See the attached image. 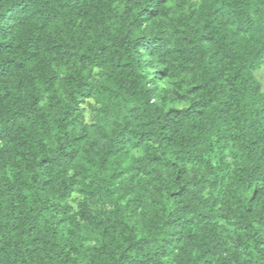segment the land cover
I'll return each instance as SVG.
<instances>
[{
    "label": "trees",
    "instance_id": "obj_1",
    "mask_svg": "<svg viewBox=\"0 0 264 264\" xmlns=\"http://www.w3.org/2000/svg\"><path fill=\"white\" fill-rule=\"evenodd\" d=\"M263 67L264 0H0V264H264Z\"/></svg>",
    "mask_w": 264,
    "mask_h": 264
},
{
    "label": "rangeland",
    "instance_id": "obj_2",
    "mask_svg": "<svg viewBox=\"0 0 264 264\" xmlns=\"http://www.w3.org/2000/svg\"><path fill=\"white\" fill-rule=\"evenodd\" d=\"M257 75L260 78V80L262 81V84H263V87H264V67L257 72ZM89 116H90V114H87V117H89ZM91 202L92 201H90V203ZM73 203L75 205H78V200L77 199L73 200ZM91 205H92V203H91Z\"/></svg>",
    "mask_w": 264,
    "mask_h": 264
}]
</instances>
